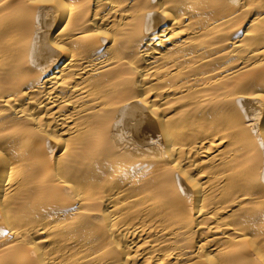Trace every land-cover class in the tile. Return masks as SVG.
Here are the masks:
<instances>
[{
  "label": "bare ground",
  "instance_id": "obj_1",
  "mask_svg": "<svg viewBox=\"0 0 264 264\" xmlns=\"http://www.w3.org/2000/svg\"><path fill=\"white\" fill-rule=\"evenodd\" d=\"M0 264H264V0H0Z\"/></svg>",
  "mask_w": 264,
  "mask_h": 264
}]
</instances>
